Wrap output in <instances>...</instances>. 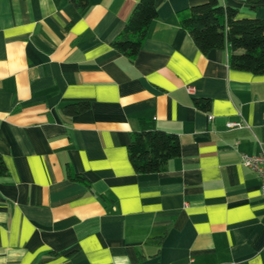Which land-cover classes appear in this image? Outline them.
<instances>
[{"label":"crops","instance_id":"obj_1","mask_svg":"<svg viewBox=\"0 0 264 264\" xmlns=\"http://www.w3.org/2000/svg\"><path fill=\"white\" fill-rule=\"evenodd\" d=\"M136 1L0 0V264H264V195L241 162L264 149V74L199 51L179 14L205 0H155L129 60L111 41ZM142 121L179 137L165 171L129 162Z\"/></svg>","mask_w":264,"mask_h":264},{"label":"trees","instance_id":"obj_2","mask_svg":"<svg viewBox=\"0 0 264 264\" xmlns=\"http://www.w3.org/2000/svg\"><path fill=\"white\" fill-rule=\"evenodd\" d=\"M251 8L264 7V0H243ZM83 10L88 0H72ZM180 26L185 29L203 54L211 50L228 48V66L233 70L254 75L264 74V18L241 17L234 7L223 6L219 0H205L190 5L180 12ZM157 16L155 0H137L121 31L111 41L119 53L133 60L141 49L151 21ZM194 104L204 111L210 107L209 99H194ZM88 101H77L61 107L63 115L71 117L87 111ZM180 155V141L175 133L157 129L142 121L139 130L130 134L127 156L133 170L139 174L157 173L167 169L170 159ZM7 167L0 155V176ZM67 176L90 187L89 179L82 173Z\"/></svg>","mask_w":264,"mask_h":264},{"label":"built area","instance_id":"obj_3","mask_svg":"<svg viewBox=\"0 0 264 264\" xmlns=\"http://www.w3.org/2000/svg\"><path fill=\"white\" fill-rule=\"evenodd\" d=\"M188 89L190 90V87ZM208 118L211 119L212 115H209ZM245 125L243 120L227 121L225 123L227 128H241ZM241 162L258 175L260 180L259 189L261 194L264 195V149L261 148L259 151L252 154L242 153Z\"/></svg>","mask_w":264,"mask_h":264}]
</instances>
